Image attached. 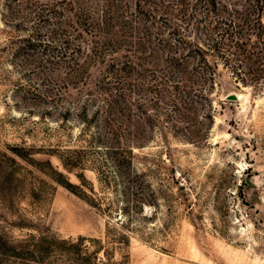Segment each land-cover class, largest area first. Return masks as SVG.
<instances>
[{
  "label": "rangeland",
  "instance_id": "1",
  "mask_svg": "<svg viewBox=\"0 0 264 264\" xmlns=\"http://www.w3.org/2000/svg\"><path fill=\"white\" fill-rule=\"evenodd\" d=\"M8 3L0 0V264H264V76L238 78L218 60L214 81L193 90L187 121L144 101L149 138L136 166L158 195L136 214H104L55 172L79 184L83 171L99 186L96 166L68 171L57 156L81 145L82 120L61 104L80 107L82 93L63 102L62 69L25 41L37 28L55 47L61 19L11 18ZM31 7L17 16H33ZM90 69L94 82L103 67Z\"/></svg>",
  "mask_w": 264,
  "mask_h": 264
},
{
  "label": "trees",
  "instance_id": "2",
  "mask_svg": "<svg viewBox=\"0 0 264 264\" xmlns=\"http://www.w3.org/2000/svg\"><path fill=\"white\" fill-rule=\"evenodd\" d=\"M8 1L11 18L61 19L52 30L59 37L55 47L54 40L39 38L37 28L25 41L50 51V60L62 69L63 102L71 104L72 92L82 93L80 107L61 104L82 120L75 137L81 145L57 156L68 171L96 166L99 186L83 171L76 174L79 184L55 172L60 183L104 214H136L158 195L148 180L152 176L136 166L135 149L149 138L142 124L144 101L153 109L158 101L168 105L174 118L187 121L196 114L188 112L199 97L193 90L214 81L218 60L238 78L264 76V0H135L134 10L132 0ZM28 4L33 16H17ZM97 65L103 70L93 82L90 68ZM81 82L93 88L84 92ZM148 116L149 127H155Z\"/></svg>",
  "mask_w": 264,
  "mask_h": 264
},
{
  "label": "water",
  "instance_id": "3",
  "mask_svg": "<svg viewBox=\"0 0 264 264\" xmlns=\"http://www.w3.org/2000/svg\"><path fill=\"white\" fill-rule=\"evenodd\" d=\"M233 97H234V95H233Z\"/></svg>",
  "mask_w": 264,
  "mask_h": 264
}]
</instances>
